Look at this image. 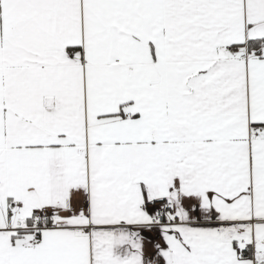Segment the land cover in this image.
Wrapping results in <instances>:
<instances>
[{
	"label": "snow or ice",
	"instance_id": "1",
	"mask_svg": "<svg viewBox=\"0 0 264 264\" xmlns=\"http://www.w3.org/2000/svg\"><path fill=\"white\" fill-rule=\"evenodd\" d=\"M0 264H264V0H0Z\"/></svg>",
	"mask_w": 264,
	"mask_h": 264
}]
</instances>
